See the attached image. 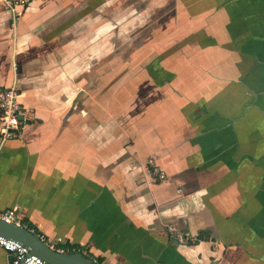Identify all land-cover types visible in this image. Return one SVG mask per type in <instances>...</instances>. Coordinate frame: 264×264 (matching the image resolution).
Wrapping results in <instances>:
<instances>
[{
	"label": "crops",
	"instance_id": "crops-1",
	"mask_svg": "<svg viewBox=\"0 0 264 264\" xmlns=\"http://www.w3.org/2000/svg\"><path fill=\"white\" fill-rule=\"evenodd\" d=\"M12 84L27 120L0 143V209L50 248L264 264V0H0Z\"/></svg>",
	"mask_w": 264,
	"mask_h": 264
},
{
	"label": "built area",
	"instance_id": "built-area-1",
	"mask_svg": "<svg viewBox=\"0 0 264 264\" xmlns=\"http://www.w3.org/2000/svg\"><path fill=\"white\" fill-rule=\"evenodd\" d=\"M5 8L10 9L13 12L17 11L18 7H24L28 5L31 0H1ZM14 72H16V66L13 67ZM18 93L16 85L12 84L8 87L0 86V143L3 144L9 140L20 139L22 132L25 127V122L27 120L26 113L27 108L20 104L18 101ZM149 164H153L152 160H149ZM152 172L163 178L158 168L153 165ZM0 219L4 222L16 225H22L29 231L35 233L41 240H45L42 234L36 232L33 228L27 227V225L22 224L17 218V213L12 208L0 209ZM171 234L170 240L178 244H187L190 242V238L178 233L172 227L169 228ZM0 248L4 251L12 254V259L10 264H60L55 262H50L42 259L40 256L31 253L29 248L23 245L21 242L7 238L0 234ZM54 251L67 255L79 251L76 248H51Z\"/></svg>",
	"mask_w": 264,
	"mask_h": 264
},
{
	"label": "water",
	"instance_id": "water-1",
	"mask_svg": "<svg viewBox=\"0 0 264 264\" xmlns=\"http://www.w3.org/2000/svg\"><path fill=\"white\" fill-rule=\"evenodd\" d=\"M0 234L17 240L27 246L31 253L40 256L42 259L60 264H96L91 259L84 257L81 253L75 252L67 255L60 254L51 249L45 241L41 240L35 233L29 231L22 225L6 223L0 219ZM7 252V251H5ZM9 264L12 254L7 252Z\"/></svg>",
	"mask_w": 264,
	"mask_h": 264
}]
</instances>
